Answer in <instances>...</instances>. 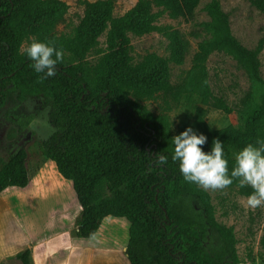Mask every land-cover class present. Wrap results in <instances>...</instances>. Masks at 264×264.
I'll return each instance as SVG.
<instances>
[{"label":"trees","instance_id":"trees-1","mask_svg":"<svg viewBox=\"0 0 264 264\" xmlns=\"http://www.w3.org/2000/svg\"><path fill=\"white\" fill-rule=\"evenodd\" d=\"M264 13V0H249ZM201 0H137L122 16L115 17L113 0L86 3L80 22L69 33L59 26L66 20L63 0H0V109L8 88L16 92L17 105L6 112L20 128L32 122L22 116L19 105L29 97H43L51 107L55 130L40 144L46 159L73 184L81 212L75 234L90 238L107 216L129 221L126 254L130 264H241L233 226L218 221L209 193L187 183L178 162L171 159L174 145L166 119L151 112L147 103L161 100L169 107L179 96L171 81L170 63L183 64L189 42L172 33L170 56L155 53L135 61L131 34L144 36L165 31L157 24L172 19L193 18ZM211 17L210 37L201 41L193 58L194 69H204L214 51L234 56L248 77L264 86L260 54L264 38L248 48L233 35L230 15L219 1L206 6ZM108 29V31H107ZM107 31L105 47L100 37ZM55 40L62 48L63 62L56 74L37 83L31 61L21 52L25 42ZM95 53V60L89 56ZM215 106L231 113L218 97ZM207 137L202 146L211 151L214 140L223 144L229 174L235 164L231 148L264 139V95L245 117L241 128L212 129L199 116L191 127ZM160 155L168 162L158 165ZM25 148L15 150L0 163V193L8 187L24 188L30 183ZM248 196L250 187H239ZM264 264V234L261 238ZM22 264L31 263V250L17 255ZM251 261L254 257L250 255Z\"/></svg>","mask_w":264,"mask_h":264},{"label":"rangeland","instance_id":"rangeland-1","mask_svg":"<svg viewBox=\"0 0 264 264\" xmlns=\"http://www.w3.org/2000/svg\"><path fill=\"white\" fill-rule=\"evenodd\" d=\"M63 1L67 3L68 11L66 20L59 26V30L69 33L80 22L86 3L97 0ZM136 1L113 0L114 16H122L135 5ZM212 1L216 0H201L191 19H172L167 15L160 18L157 24L164 27L167 33L156 31L144 36L130 35L135 61L150 53L168 58L171 52L172 33H179L189 42L183 64L170 63L171 81L180 89L178 98L169 107L161 100L147 103L151 112L166 119L173 137L192 127L199 116L212 129L219 130L228 126L241 128L245 124L247 113L261 103L264 95V86L252 81L229 52L214 51L203 70L193 68V58L199 43L210 37L208 23L211 17L206 6ZM217 1L230 15L233 35L244 46L254 48L260 39L264 38V13L249 0ZM107 31L100 37V47L106 45ZM96 57L97 55L92 53L89 60H95ZM260 60L261 74L264 78V49L260 54ZM218 97L223 98L231 107V113L215 106ZM16 105V92L10 86L6 103L0 109V163L7 160L18 148H25L28 152L27 165L32 184L25 190L12 188L9 193L2 192L6 204L3 216L8 218V214L14 215L27 231L38 234L46 228L50 231L54 223L56 225L61 222L63 226L70 224L72 218L63 214L66 213L67 207L72 205L73 199H76V193L72 182L61 176L56 164L46 159L40 151L41 142L55 130L51 107L44 102L43 97H29L19 107L22 116H32V122L27 127L20 128L17 123L9 121L6 117V112ZM239 151L231 148L232 157L234 158ZM207 192L215 207L218 221L234 227L241 264H263L261 238L264 234V207L247 208L244 204L247 196L240 194L236 187H228L222 192ZM119 219L124 223L128 221L125 218ZM106 223L108 220L104 224ZM124 229L125 226L121 224L108 226L103 230L99 241L97 240L99 247H113L115 242L121 240L119 238L124 235ZM14 237L13 229H8L7 226L2 231L0 229V245L4 250L0 253V264H21L17 256L8 259V243L15 242ZM15 245L18 244L14 243ZM250 255L254 257V261L249 260Z\"/></svg>","mask_w":264,"mask_h":264},{"label":"clouds","instance_id":"clouds-1","mask_svg":"<svg viewBox=\"0 0 264 264\" xmlns=\"http://www.w3.org/2000/svg\"><path fill=\"white\" fill-rule=\"evenodd\" d=\"M21 52L32 62L31 67L39 74L36 82L41 84L55 76L57 64L64 59L63 49L57 48L54 39L47 42L32 39L21 46ZM206 142L207 137L198 135L191 127L172 138L174 148L171 159L178 162L183 180L213 192H222L235 181L241 188L252 189L244 202L247 208L264 207V139L247 144L235 154V164L230 174L223 144L218 139L214 140L211 151L205 153L202 146ZM167 162L165 155L156 159L158 165Z\"/></svg>","mask_w":264,"mask_h":264},{"label":"crops","instance_id":"crops-1","mask_svg":"<svg viewBox=\"0 0 264 264\" xmlns=\"http://www.w3.org/2000/svg\"><path fill=\"white\" fill-rule=\"evenodd\" d=\"M31 184L32 183H29L28 186L24 188L15 186L8 187L3 193H9L12 188L25 190L30 188ZM2 196L1 192L0 229L2 231L3 228L7 226L8 229H13L15 232V242L8 243V259L14 256L16 257L25 249H30V264H130L126 254L130 237V223L129 221L126 223L120 221L119 218L122 219V217L107 216L103 219L98 231L92 237H78L75 234L77 229L76 220L81 212V207L77 199H73L72 205L67 207L66 213L63 214L69 216L70 219L72 218L70 224H64L65 226H63L61 222L56 225H54V223L52 229H50L49 226L50 231L46 228L45 231L38 232L37 234V232L27 231L26 227L23 224L20 225L18 220L14 218V215L8 214V218L3 216L4 206H6V204ZM107 220L108 223L104 224ZM120 224L125 226L124 235L119 238L121 240L115 242L113 247H99L98 241L103 230H106L110 225L114 226ZM14 243L18 245L14 246ZM3 252L4 250H2L0 245V253Z\"/></svg>","mask_w":264,"mask_h":264}]
</instances>
